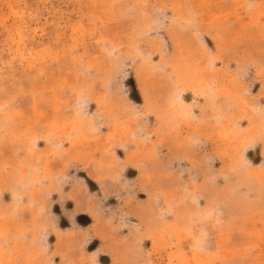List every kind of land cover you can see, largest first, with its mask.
Here are the masks:
<instances>
[{"label": "rangeland", "instance_id": "obj_1", "mask_svg": "<svg viewBox=\"0 0 264 264\" xmlns=\"http://www.w3.org/2000/svg\"><path fill=\"white\" fill-rule=\"evenodd\" d=\"M0 264H264V0H0Z\"/></svg>", "mask_w": 264, "mask_h": 264}]
</instances>
